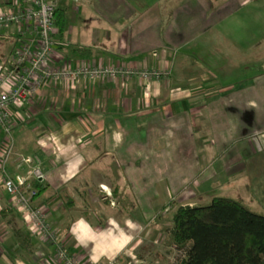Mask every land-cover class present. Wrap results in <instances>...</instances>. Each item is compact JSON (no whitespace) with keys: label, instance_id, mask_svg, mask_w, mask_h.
Listing matches in <instances>:
<instances>
[{"label":"crops","instance_id":"0c3cea01","mask_svg":"<svg viewBox=\"0 0 264 264\" xmlns=\"http://www.w3.org/2000/svg\"><path fill=\"white\" fill-rule=\"evenodd\" d=\"M10 1L0 0V10L6 9ZM103 5L114 6L109 0ZM126 6L117 3L116 9L110 11L105 8L110 13L103 14L104 19L115 23L118 29L115 44L108 43L96 52L86 47L70 46L64 43L63 38L55 49V61L58 64L69 61L71 64L166 70L168 78L159 81L133 78L126 82L78 80L70 85L50 82L28 104L11 109L15 121L12 129L14 155L29 158L43 167L41 183L47 188L39 196L44 198L41 201L44 205L39 208L59 233L66 251L82 264H103L110 252L105 245L96 252L85 248L89 246L88 239H82V235L89 226L83 220L72 219L77 209L73 207L74 196L71 194L78 193L77 182H94L92 187H100L105 199L113 196L114 201L109 199L112 205L106 212L116 210L114 203L129 212L133 206L129 196L124 194L127 188L123 183H131L134 187L138 183L136 172L132 174L120 168L123 180L115 168L109 173L89 168L95 160L102 159L101 151L106 158L111 157L122 149V141L118 139L120 134L139 132L144 127L151 134L149 142L159 143L165 137L161 145L167 151L160 153L157 144L150 154L154 158L164 157L169 162L177 147L175 136L170 133H179L176 140L180 143L181 138H188V124H194L191 130L200 137L196 139L195 155L204 166L217 165L225 156L222 152L225 149L220 151V145L231 146L237 131L235 126L229 125V120L226 121V115L230 116L232 111L243 113L257 99L264 101L262 85L252 83L251 78L248 83L240 82V71L250 69L247 61L253 60L255 66H261L262 61L264 63V45L248 46L241 40L243 36L236 33L235 27L238 26L235 24L239 22L241 27L248 14L228 15L224 20L226 26L221 29L215 23L223 18L215 17L208 28L189 30V27L181 25L187 18L166 14L165 4L158 13L151 15L129 12ZM4 32L13 33V42H18L16 29L11 27ZM21 32L25 33L21 35L22 40L30 38L25 27ZM194 32L200 34L196 42L193 40ZM193 44L196 52L195 56L190 54L192 60L178 58L180 51ZM239 123H236L238 127L244 124L243 121ZM203 146H214L218 152L211 157L203 151ZM133 156L122 154L128 165H131V159L134 162L140 155ZM209 156L213 162H206ZM119 159L121 157L116 161ZM113 164L120 165L119 161ZM12 174L17 173L12 170ZM113 182L114 185L111 184ZM189 182L200 183L199 178L189 179L177 172L169 179L165 190L167 195L163 196L172 197L176 187L188 189ZM156 192L158 197L162 196L160 190ZM58 200L64 201L65 206L53 207ZM18 216L22 218L13 206L8 188L0 179V264H57L54 248L32 234ZM131 228L133 231L137 227ZM18 229L29 232L30 241L25 243L28 249L18 245L15 238Z\"/></svg>","mask_w":264,"mask_h":264},{"label":"rangeland","instance_id":"374dc122","mask_svg":"<svg viewBox=\"0 0 264 264\" xmlns=\"http://www.w3.org/2000/svg\"><path fill=\"white\" fill-rule=\"evenodd\" d=\"M59 1L60 8L66 10L69 25L64 35V43L74 47H86L96 52H100L101 46H106L108 43L115 44L118 29L115 28V23L111 24L108 20L106 21L103 14H108L111 10L116 9L117 3L122 6L127 5L126 9L129 12L133 11L138 15L155 14L165 4L166 14L173 17L181 15L182 18H187L186 21L181 22V25L185 28L189 27V30L196 27L208 28L215 17H218L219 20L223 18L222 21L215 23L221 29L226 26L227 22L224 20H227L228 15L246 13L248 16H246L245 22L241 23V27H239V22L234 23L238 26L235 27L237 36H243L241 40L248 46L262 47L264 45V0H109L114 4L111 7L103 5L106 0ZM105 8L110 11H105ZM147 9L149 12H145ZM119 24L123 25L124 23L119 22ZM244 32L245 34H243ZM193 34H196L193 40L198 41L200 34L198 32ZM13 39L15 36L11 32L0 33V66L3 68L6 60H11L14 48ZM194 52L196 50L193 44V46L180 51L178 58H190V54L194 55ZM262 53H264L263 50ZM190 60L192 59L190 58ZM247 62L250 69L244 70L243 68L240 71V82L248 83L251 78L252 83L262 85L264 88L263 61L261 66L259 64L255 66L253 60ZM243 76H245V80H243ZM261 95L264 96L263 93ZM254 102L252 107L247 106L241 114L232 111L230 116L226 115V121L229 120V125L235 126L237 131L231 146L220 145V151L222 148L225 149L222 151L225 156L217 165L204 166L195 155L198 147L196 139L200 137L194 133V130H191L194 124H188L190 128L188 138H181L180 143L176 140L180 134L176 132L173 135L174 131L170 133L171 136H175L174 142L177 147L174 148L172 160L169 162L164 160V157L154 158L150 154L154 151L152 148L157 144L160 153L166 150L161 145V141H165V137L159 143L149 142L151 134L147 131L148 128L144 127L140 128L139 132L120 134L118 139L122 141V149L108 158L101 151L102 159L95 160L89 168L101 170L103 173L113 172L115 168L123 180L125 178L120 173L121 169L132 174L138 173L139 177L136 178L138 183L135 184V187L131 183H123L127 188L124 194L129 196L133 207L129 212H125L114 203L116 210L106 212L107 207H110V200L114 201L113 196L111 199H105L101 194L100 187H92L94 182H77L75 187H77L76 192L78 193L71 194L74 196L73 207L77 209L74 211L72 219L83 220L89 226L82 235V239H88L86 242L89 246L85 248L96 252L99 247L105 245V249L110 253L103 260V264H176L182 254L174 247L165 244L166 236L161 229L170 226L171 217L177 207L203 206L214 197H224L239 201L253 213L264 215V101L257 99ZM239 121L241 124L242 121L244 122L241 127L236 124ZM4 137L0 129V146L3 144ZM166 137L168 138V134ZM214 146H203V151L212 157L218 152ZM213 147L214 149H209ZM170 152H173V149H170ZM122 154H126L130 158L134 157L133 154L140 156L134 162L131 159V163L129 162L131 165H128L127 158L122 157ZM210 156L206 162L214 161ZM118 157H121L118 160L120 165H114L113 162L118 163L116 161ZM18 159L16 155H11L9 163L5 165L0 163V179L3 180L2 169L9 177L14 175L11 162L17 163ZM153 160L157 162L155 163ZM33 166L23 165L13 179H16L15 176L18 175L25 181L32 180L31 169ZM39 167L43 174V167L40 164ZM177 172L189 179L199 178L200 183L198 182L197 185L192 183V185L189 182L188 189L182 188L181 190L176 187L172 197H164V194L167 195L165 190L169 185V179ZM111 184L114 185V182ZM156 190H160L161 197H158ZM43 200L44 198L40 199V197L29 198L28 205L33 209L39 208L44 205L41 204ZM61 205L64 207L65 202L58 200L53 203V207ZM20 219L22 222L24 221L22 218ZM47 222L49 223V220ZM125 226L129 229H125ZM131 227L139 229L134 228L132 231Z\"/></svg>","mask_w":264,"mask_h":264},{"label":"built area","instance_id":"2783aa9c","mask_svg":"<svg viewBox=\"0 0 264 264\" xmlns=\"http://www.w3.org/2000/svg\"><path fill=\"white\" fill-rule=\"evenodd\" d=\"M58 0H11L6 9L0 10V32L13 27L17 30L18 42L13 49L12 68L0 66V129L4 141L0 149V163H9L13 153L12 129L14 117L12 108L28 104L38 91L47 83L59 82L70 85L78 80L129 81L133 78L159 81L169 77V72L158 69H136L123 65H86L55 61L57 30L54 25V11ZM29 31V39L22 40L21 29ZM12 164L14 172L23 165H34L31 169L32 180L41 181L43 174L39 164L29 158L18 157ZM3 183L8 188L15 210L22 216L27 228L43 242L54 248L57 264H82L69 254L59 238V233L47 222L41 208H32L28 200L36 192L26 186L24 179L16 175L13 179L2 169ZM29 181V180H28ZM26 186L24 189H22ZM29 196H28V195ZM28 196V197H27Z\"/></svg>","mask_w":264,"mask_h":264},{"label":"trees","instance_id":"16d2710c","mask_svg":"<svg viewBox=\"0 0 264 264\" xmlns=\"http://www.w3.org/2000/svg\"><path fill=\"white\" fill-rule=\"evenodd\" d=\"M54 25L56 38L62 41L69 26L65 9L55 8ZM6 61L4 68H12L13 50L11 60ZM25 185L36 192L33 199L47 188L38 180ZM161 231L166 236L165 244L182 254L176 264H264V215L230 198L214 197L203 206H179L170 226ZM15 238L21 248L28 249L25 243L30 241L29 232L18 229Z\"/></svg>","mask_w":264,"mask_h":264}]
</instances>
